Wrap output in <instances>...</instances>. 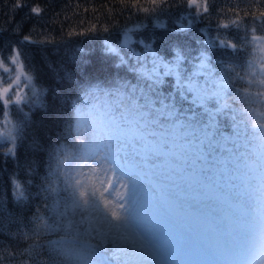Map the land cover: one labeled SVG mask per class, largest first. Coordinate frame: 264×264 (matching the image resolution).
I'll use <instances>...</instances> for the list:
<instances>
[{
  "label": "trees",
  "instance_id": "16d2710c",
  "mask_svg": "<svg viewBox=\"0 0 264 264\" xmlns=\"http://www.w3.org/2000/svg\"><path fill=\"white\" fill-rule=\"evenodd\" d=\"M196 1L0 0V72L3 67L13 68L10 58L17 52L19 64L24 65L19 84L3 98L9 103L0 99V122L4 115L11 122L9 134L0 133V264H50L49 241L58 240L60 234L49 233L42 226L40 218L52 215L46 208L51 200L46 199L42 185L49 175L53 151L70 144L66 120L72 105L84 99L91 85L108 87L106 81L114 79L136 82L127 66L116 67L120 60L109 46L125 59L135 54L147 69L155 58L167 65L160 69L163 82L159 90L174 98L178 114L182 118L195 114L202 123H209L212 114L219 135L235 139L233 113L224 110L217 114L219 105L214 98L202 105L194 103L195 93L187 90L190 86L216 91L220 77L231 75L230 83L240 96L248 88L252 97L232 105L241 110L238 118L246 120L249 133L259 131L252 126L264 124V97L256 96L264 87L249 86L247 73L250 64L257 72L264 64V0ZM36 6L41 9L39 14L31 11ZM129 27L130 40L122 47V33ZM133 63L134 59L129 60ZM236 74L245 79L237 81ZM224 147L233 154H244L238 173L242 188L264 190V143L249 138L240 149L232 143ZM204 150L207 161H197L202 181L191 186L182 183L181 198L188 205L199 198H217V183L240 184L230 171L216 164L230 156L226 150L215 146L209 151L208 145ZM14 182L22 185L25 199L17 200ZM247 212L253 220L261 214ZM89 242L102 246L100 264H118L109 244L99 238Z\"/></svg>",
  "mask_w": 264,
  "mask_h": 264
},
{
  "label": "snow or ice",
  "instance_id": "6c2138e0",
  "mask_svg": "<svg viewBox=\"0 0 264 264\" xmlns=\"http://www.w3.org/2000/svg\"><path fill=\"white\" fill-rule=\"evenodd\" d=\"M192 2L195 3V0ZM17 6L23 5L18 3ZM31 11L39 14L41 9L36 6ZM24 40L28 41L29 37L25 36ZM126 46L127 42L122 45ZM108 50L119 57L120 63L116 67L127 66V71L133 74L136 82L114 79L106 81L108 87L100 83L91 85L85 91L84 99L72 105V112L66 120L70 144L60 145L53 151L49 175L46 184L42 185L46 199L51 200L46 208L52 213L48 219L40 218L42 226L49 233L60 234L58 240L49 241L52 252L50 264H100L102 246H93L89 242L91 239L109 234L123 238L130 227L150 232L153 208L171 219L173 213L176 217L185 213L187 206L170 196L168 185L148 182L152 189L151 206L145 202L142 185L154 169L166 172L167 178L178 184L191 186L202 181L197 173L200 167L197 161H207L205 145H208L209 151L218 146L230 154L226 159L217 160L216 164L223 171H230L232 179L240 181L239 185L234 186L237 191L230 204L231 238L225 241V248L239 264H244L253 252L261 257L259 264H264V213L253 220L240 198L239 188L243 180L238 173L244 154L239 151L233 154L232 149L224 147V144L232 143L240 149L249 138L264 143V124L253 125L259 131L249 133L246 120L238 118L241 110L232 106L239 101L252 99L249 89L244 88L245 96H240L239 90L230 83L231 75L220 77L216 91L205 92L187 87L188 91L195 93L194 103L202 105L214 98L219 105L217 114L224 110L233 113L231 119L235 139L225 138L219 135L211 122L214 120L212 114L209 123L197 121L195 114L191 118H182L172 102L174 98L161 94L159 85L163 81L160 69L167 68V65L153 60L151 68L147 69L145 62L135 54L125 59L119 56L117 49L109 46ZM19 55L17 52L10 58L12 63L17 64L20 73L14 83H18L20 75L24 74V65L18 62ZM133 59L136 63L129 64V60ZM180 59L178 55L177 60ZM4 70L8 71L6 67ZM208 73L211 75V69H208ZM247 75L250 77L247 80L249 86L255 84L264 87V64L260 65L259 72L250 64ZM236 78L237 81L245 79L239 74H236ZM27 79L31 80V77ZM225 80L229 83H225ZM11 88L12 84L3 88L0 99ZM256 96L264 97V91L257 92ZM3 102L7 104L9 100L3 99ZM157 158H160L159 161L153 163ZM243 166L247 167L246 164ZM85 167L88 173L81 171ZM93 179L99 187L91 183ZM203 186L210 189V186ZM14 188L17 200L25 199L19 182H14ZM113 192L117 194L115 200L112 199ZM0 211H3L2 202ZM216 230L220 231L219 225ZM158 244L162 254L170 250L168 243L159 240Z\"/></svg>",
  "mask_w": 264,
  "mask_h": 264
},
{
  "label": "rangeland",
  "instance_id": "374dc122",
  "mask_svg": "<svg viewBox=\"0 0 264 264\" xmlns=\"http://www.w3.org/2000/svg\"><path fill=\"white\" fill-rule=\"evenodd\" d=\"M191 4H197L190 0ZM122 33V42H129L130 31ZM158 64L160 60L153 59ZM152 60V61H153ZM0 72V92L9 84L15 88V78L20 73L17 71V64L13 68H7ZM21 78V76H20ZM11 131V122L9 117L4 115L0 122V133L8 135ZM160 158L153 161L157 163ZM81 171L88 173L85 167ZM168 174L160 170H153L149 173L142 185L145 192V202L151 206L150 198L152 189L148 182H158L168 185L170 196L180 200L187 206L185 213L179 217L173 213V219L161 213L157 208H153V221L150 232L143 229L130 227L123 238H115L112 234L107 237H99L103 244L111 246V255L117 259L118 264H239L233 259L225 248V241L231 238L232 219L230 213V204L235 199L234 186L217 183L215 191L217 198L204 200L196 199L188 205L182 200V183L168 179ZM91 183H98L93 179ZM240 198L244 204L245 211L264 213V190L258 192L256 188L247 190L239 188ZM121 194H123L121 190ZM116 193H112V199L115 200ZM220 231H217V226ZM162 240L169 244L170 250L164 254L161 253L158 241ZM115 245V246H114ZM260 256L253 252L244 264H259Z\"/></svg>",
  "mask_w": 264,
  "mask_h": 264
}]
</instances>
